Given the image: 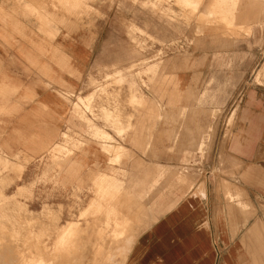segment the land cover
<instances>
[{
  "label": "rangeland",
  "instance_id": "rangeland-1",
  "mask_svg": "<svg viewBox=\"0 0 264 264\" xmlns=\"http://www.w3.org/2000/svg\"><path fill=\"white\" fill-rule=\"evenodd\" d=\"M0 1L26 3L22 8L14 6L17 8L11 9L9 16L20 17L23 22H10L9 30L0 31V40L19 59L20 63H14L13 68L25 75L45 76L44 87L54 91L66 105L68 115L65 130L49 143L26 141L29 138L25 135L26 128L13 126L6 133V127L0 125V140L3 139L0 141V264H120L124 255L119 251L124 242L126 245V238L134 241L156 216L188 194L191 185L195 189L189 193L196 194L198 185L208 180L202 175L201 166L188 165L187 160H183L187 163L184 166L158 165L156 174H148V169L141 174L127 173L133 168L139 170L143 162L133 159L130 151L95 124L111 129L124 141L133 118L124 109L142 108L143 92L159 85V76L168 65L166 60L187 54L188 46L173 39L169 44L155 47L151 44L153 39L149 41L145 32L134 30L128 23L125 37L115 36L110 48L114 55L111 59L120 61L90 65L83 74L77 73V83L70 86L52 78L46 70L44 59L51 64L60 60L53 41L61 33L53 30L52 25L65 27L63 16L78 23L85 18H100V13L90 7L91 3L96 7L99 0ZM109 1L111 5L113 0ZM235 2L151 0L143 6L150 4L161 11L160 7L167 4L169 11L167 15L161 11L162 17L178 25L195 21L200 25V31L196 32L202 35L211 33L214 25H222L226 33L233 32L230 16ZM171 6L176 10H171ZM1 14L0 10L4 26L5 16ZM70 32L67 30L65 37ZM34 38L41 42L34 43ZM63 64L61 70L65 68ZM230 67L231 64H224L225 69ZM3 71L0 68V124L6 118L21 123L29 112H22L20 107L33 102L36 96L20 79L6 80ZM249 74L248 82L264 84V61L254 63ZM171 82L168 79L167 86ZM224 97L227 101L218 103L210 96L213 102L207 110L208 124L198 148L201 158L211 151L218 133L227 135L235 117L240 92ZM31 113L34 119L45 117L41 110ZM72 123L77 124L75 132L71 130ZM86 135L98 142V154L110 156L108 168L86 162L96 145L91 149L92 143L86 142ZM119 145L124 150L114 156ZM218 160L222 163L220 156ZM219 171L224 172L221 168ZM222 183L226 197L233 198L227 183L224 180Z\"/></svg>",
  "mask_w": 264,
  "mask_h": 264
},
{
  "label": "crops",
  "instance_id": "crops-1",
  "mask_svg": "<svg viewBox=\"0 0 264 264\" xmlns=\"http://www.w3.org/2000/svg\"><path fill=\"white\" fill-rule=\"evenodd\" d=\"M150 1L113 0L110 5L109 0H99L96 7L90 2L101 17L85 18L81 23L63 16L65 27L52 25L61 33L53 41L60 60L51 64L44 59L49 76L71 86L77 83V73L83 74L88 66L120 61L111 59L114 55L110 48L115 36L125 37L128 23L134 30L145 32L155 47L173 39L188 46L187 54L166 60L159 85L143 92L142 108L124 109L125 114L133 115L124 141L111 129L95 124L130 151L133 159L143 162L139 170L133 168L127 173L141 174L148 169V174H156L158 165L184 166L187 163L183 160H187L188 165L201 166L208 180L198 185L196 194L189 193L195 189L191 185L188 194L156 216L134 241L126 238V245L124 242L119 251L124 255L120 264H264V84L247 81L252 65L264 61V1L237 0L230 16L234 31L226 33L222 25H214L211 33L202 35L196 32L200 25L195 21L178 25L162 17L169 11L167 4L160 7L163 14L150 4L143 6ZM25 4L0 1L1 15L5 16L4 26L0 19V31L9 30L10 22H23L20 17L9 16L11 9L17 8L14 6L22 8ZM67 30L71 32L65 37ZM14 63L19 64V59L0 40L4 77L20 79L36 97L20 107L22 112H29L26 120L17 123L14 118H6L0 125L6 127V133L13 126L26 128V141L54 142L68 125L66 105L52 89L44 87L45 76L25 75L13 68ZM62 63L64 70L60 69ZM224 64H231L230 69ZM168 79L172 81L170 86ZM237 91L241 97L227 135L218 133L211 151L201 158L198 148L208 124L207 110L213 102L210 96L221 103L227 101L224 96ZM34 110H41L45 117L34 119ZM70 127L77 131L76 123ZM85 139L92 143L91 149L98 143L87 135ZM94 148L86 162L108 168L110 156L98 154L97 144ZM223 180L233 198L226 197Z\"/></svg>",
  "mask_w": 264,
  "mask_h": 264
},
{
  "label": "bare ground",
  "instance_id": "bare-ground-1",
  "mask_svg": "<svg viewBox=\"0 0 264 264\" xmlns=\"http://www.w3.org/2000/svg\"><path fill=\"white\" fill-rule=\"evenodd\" d=\"M105 132V131H104ZM122 150H124L123 149V147L122 146H118L115 150H114V156H119V154H121V152H122ZM229 191V190H228ZM10 259V258H9ZM31 261V260H30ZM35 261V260H34ZM40 261V260H39ZM11 262V261H10Z\"/></svg>",
  "mask_w": 264,
  "mask_h": 264
},
{
  "label": "built area",
  "instance_id": "built-area-1",
  "mask_svg": "<svg viewBox=\"0 0 264 264\" xmlns=\"http://www.w3.org/2000/svg\"><path fill=\"white\" fill-rule=\"evenodd\" d=\"M178 43L182 44L181 42L178 41Z\"/></svg>",
  "mask_w": 264,
  "mask_h": 264
}]
</instances>
